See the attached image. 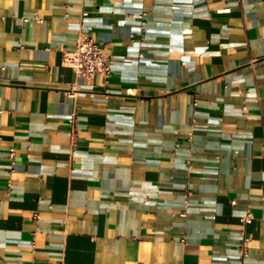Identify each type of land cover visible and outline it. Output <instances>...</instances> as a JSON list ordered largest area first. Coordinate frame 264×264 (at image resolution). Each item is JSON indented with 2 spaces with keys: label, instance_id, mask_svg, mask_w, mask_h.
<instances>
[{
  "label": "crops",
  "instance_id": "obj_1",
  "mask_svg": "<svg viewBox=\"0 0 264 264\" xmlns=\"http://www.w3.org/2000/svg\"><path fill=\"white\" fill-rule=\"evenodd\" d=\"M0 264H264V0H0Z\"/></svg>",
  "mask_w": 264,
  "mask_h": 264
},
{
  "label": "built area",
  "instance_id": "obj_2",
  "mask_svg": "<svg viewBox=\"0 0 264 264\" xmlns=\"http://www.w3.org/2000/svg\"><path fill=\"white\" fill-rule=\"evenodd\" d=\"M64 62L74 69L78 79L91 80L98 74L108 79L113 72L112 59L105 52V45L83 29L79 33L76 48L65 52ZM11 156L15 159V148L11 149ZM253 217L254 215L249 213L243 219L244 224ZM249 241L250 239L245 237L240 247V252L244 257L250 254Z\"/></svg>",
  "mask_w": 264,
  "mask_h": 264
}]
</instances>
